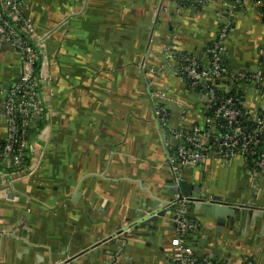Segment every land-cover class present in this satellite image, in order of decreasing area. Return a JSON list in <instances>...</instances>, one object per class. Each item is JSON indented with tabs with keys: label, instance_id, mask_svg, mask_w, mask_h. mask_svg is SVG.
Returning a JSON list of instances; mask_svg holds the SVG:
<instances>
[{
	"label": "crops",
	"instance_id": "1",
	"mask_svg": "<svg viewBox=\"0 0 264 264\" xmlns=\"http://www.w3.org/2000/svg\"><path fill=\"white\" fill-rule=\"evenodd\" d=\"M260 2L181 8L174 0H24L37 32H51L46 76L54 113L36 139L31 170L0 174V264H108L116 254L119 264H173L174 213L144 223L154 205L178 198L180 182L165 145L174 140L153 118L149 89L174 101L163 104L173 130L201 124L205 99L174 73L167 53L204 59L234 10L224 57L239 74H264ZM23 72L21 56L0 45V150L8 134L5 97ZM232 84L221 81L219 90ZM239 87L247 108L264 105L257 84ZM182 181L209 199L264 209V174L240 157L211 158ZM234 218L220 223L189 209L198 227L184 246L217 264H264L263 220L249 221L244 210Z\"/></svg>",
	"mask_w": 264,
	"mask_h": 264
},
{
	"label": "built area",
	"instance_id": "2",
	"mask_svg": "<svg viewBox=\"0 0 264 264\" xmlns=\"http://www.w3.org/2000/svg\"><path fill=\"white\" fill-rule=\"evenodd\" d=\"M174 1L179 7L182 2H190L197 7L207 2V0ZM241 2L242 0H235L237 5ZM260 3L261 16L264 17V0ZM233 14L234 10H231L222 22L216 40L205 49L204 59L178 54L172 50L167 53L168 60L174 64V73L186 79L204 97L207 112L214 106L215 117L224 121L223 124L231 131L216 130L215 120L207 118L206 115L201 123L205 124L203 127L197 124L188 130H173L169 126L171 115L163 104L174 101L161 92L149 89L153 118L161 127L167 128L162 134L171 135L174 140V143L170 144L168 141L165 145L169 151L170 170L177 181L182 180L186 170L201 166L211 158L221 159L225 163L237 157L244 159L247 164L250 160H254L252 169L258 174H264V150L259 149L260 144L264 142V105L256 110L244 105L247 111L245 115H249L248 123L253 125L246 127L245 122L241 121L244 114L234 106L235 100L217 94L219 83L228 80L257 84L264 95V74L260 69L239 74L229 67L224 57V45L233 25ZM50 36L51 32L39 33L32 26L25 15L24 0H0V45L17 52L24 65L23 75L8 90L5 97L4 109L8 121V134L0 150L2 175L15 177L25 173V168L31 170L30 165L36 160L37 155L36 139L43 133L45 125L54 113L51 109L53 89L46 76L49 56L47 41ZM38 62H41V67L36 70ZM39 121L45 123L40 130H38ZM37 130L36 134L31 135L32 131ZM25 158L29 161L23 168ZM12 168L16 171H10ZM191 203L189 199L176 198L170 204V207L175 208L173 222L177 233L171 241L172 262L173 264H217L210 258L195 256L183 244L185 234L198 227L195 222L188 219ZM1 235L0 231V237ZM119 259V255L116 254L108 264H119Z\"/></svg>",
	"mask_w": 264,
	"mask_h": 264
},
{
	"label": "water",
	"instance_id": "3",
	"mask_svg": "<svg viewBox=\"0 0 264 264\" xmlns=\"http://www.w3.org/2000/svg\"><path fill=\"white\" fill-rule=\"evenodd\" d=\"M178 183V190L174 195L178 198H186L192 201L190 204V211L199 213L201 216L207 218L217 219L220 223L226 219H235V213L237 210L249 211V221L255 222L256 219L263 220L264 229V209L254 208L247 205L240 206L237 203H229L227 200L219 197H214L209 199L204 193V190L197 187L188 185L185 181H180ZM199 194V195H196ZM175 199L169 200V202H163L161 207L154 205L151 210L148 211L149 215L154 214L151 218H147L144 223L156 222L160 218H166L168 213H175V208L170 207V204ZM169 205V206H168ZM245 220V218H243ZM250 225V223L248 222ZM127 233L124 235V239L127 238Z\"/></svg>",
	"mask_w": 264,
	"mask_h": 264
},
{
	"label": "trees",
	"instance_id": "4",
	"mask_svg": "<svg viewBox=\"0 0 264 264\" xmlns=\"http://www.w3.org/2000/svg\"><path fill=\"white\" fill-rule=\"evenodd\" d=\"M181 4V7L182 8H191V7H197V6H194L192 5L190 2H182L180 3ZM41 67V62H38L36 64V70H38L39 68ZM233 84L231 85L232 88H231V91L229 93H226V92H223L222 90H218L217 94L218 96H223V97H231L235 100V103H234V106L237 110L241 111L242 114H244V116L241 118V121L242 122H245V126L246 127H251L253 126L252 123H248L249 121L247 120L248 119V116L249 115H245V113H247V111L245 110L244 108V96H243V92L241 91V88L239 87L242 83L240 82H237V81H233L232 82ZM206 117L207 118H211L212 120H215V127H216V130H220V131H231V130H228L227 126H225L223 123L224 121H222L221 119H218L215 117V114H214V106L212 107V109H210L207 113H206ZM247 122V123H246ZM45 123L43 121H39L38 122V130L42 129L44 127ZM205 125V124H204ZM203 124H198L199 127H203L204 126ZM221 127H224L223 129ZM37 131H32L31 132V135L32 134H36ZM261 141H263V138H261ZM259 149L260 150H264V142L260 144L259 146ZM28 159L25 158V162L23 164V168L26 167L27 163H28ZM1 158H0V166H1ZM248 166L249 168H254V160H250V162L248 163ZM10 171H16L14 170V168H12Z\"/></svg>",
	"mask_w": 264,
	"mask_h": 264
}]
</instances>
